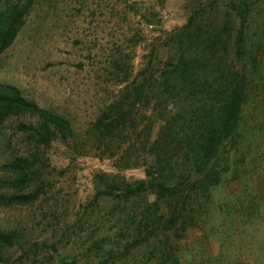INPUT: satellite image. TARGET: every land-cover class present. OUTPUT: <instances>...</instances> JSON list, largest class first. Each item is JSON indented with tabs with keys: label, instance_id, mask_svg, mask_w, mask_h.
I'll list each match as a JSON object with an SVG mask.
<instances>
[{
	"label": "rangeland",
	"instance_id": "1",
	"mask_svg": "<svg viewBox=\"0 0 264 264\" xmlns=\"http://www.w3.org/2000/svg\"><path fill=\"white\" fill-rule=\"evenodd\" d=\"M17 1L24 0H0V10ZM240 1L32 3L0 53V83L16 86L41 109L65 119L69 130L43 144L20 129L36 127L37 114L0 117V197L36 194L27 204L0 202V231L17 234L12 245H0V264H102L104 259L107 264H264V0H250L245 57L238 62L240 68L247 64L249 84L241 135L230 158L246 182L224 175L206 192L209 198L199 195L203 206L196 207L195 222H181L124 250L139 235L146 204L157 214L166 209L154 192L125 199L123 186L146 178L147 148L163 123L156 110L159 70L175 54L173 35L190 17L207 29L227 22L229 35L224 30L222 35L231 50L239 19L229 6ZM115 101L127 117L117 131L104 133L97 119ZM17 157L31 162L23 182L2 166Z\"/></svg>",
	"mask_w": 264,
	"mask_h": 264
},
{
	"label": "trees",
	"instance_id": "2",
	"mask_svg": "<svg viewBox=\"0 0 264 264\" xmlns=\"http://www.w3.org/2000/svg\"><path fill=\"white\" fill-rule=\"evenodd\" d=\"M34 1L11 2L0 10V53L15 38ZM249 4L250 0H242L229 6L239 19L231 50L222 35L223 30L225 36L229 35L231 27L227 22L219 29H207L195 25L194 17H190L176 36L173 35L175 54L159 70L158 85L162 93L156 101V110L157 118L163 123L158 136L147 148L151 161L146 178L123 186L125 199L154 192L164 198L166 209L157 214L158 209L154 208L155 212H152L151 206L146 204L140 217L143 224L137 228L139 235L128 241L124 250L136 249L149 238L173 229L181 222H195V209L200 210L203 206L199 195L205 193L209 198L206 192L221 183L224 175L245 181L230 156L237 148L242 110L247 102L249 70L247 64L240 68L238 62L245 57L243 31ZM134 89V94L141 93L137 87ZM130 95L132 92L124 98L128 99ZM0 106L1 118L12 112L37 114L40 120L36 127L22 124L20 129L30 130L40 143L48 144L58 133L66 137L69 130L65 119L41 109L14 85L0 83ZM121 107L120 101L110 104L98 117L97 127L104 133L117 131L127 117ZM129 146L134 148L133 144ZM126 154L129 155V151ZM2 166L17 173L18 182L25 181L31 171V162L25 157H17ZM192 171L199 175L193 182L190 180ZM243 172L249 173L247 169ZM245 187L252 195L253 189L248 185ZM102 192L109 194L106 190ZM35 198V192H28L0 197V202L27 204ZM16 237L13 230L0 231V245H12ZM163 256L165 262L166 255ZM108 261L104 259L101 263ZM59 264H74V260H63Z\"/></svg>",
	"mask_w": 264,
	"mask_h": 264
},
{
	"label": "water",
	"instance_id": "3",
	"mask_svg": "<svg viewBox=\"0 0 264 264\" xmlns=\"http://www.w3.org/2000/svg\"><path fill=\"white\" fill-rule=\"evenodd\" d=\"M196 178H198V175L192 174L191 177H190V180L194 181Z\"/></svg>",
	"mask_w": 264,
	"mask_h": 264
}]
</instances>
